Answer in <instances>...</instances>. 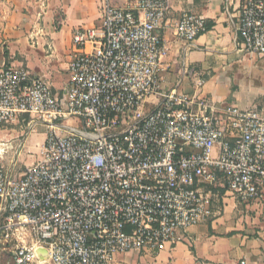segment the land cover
Listing matches in <instances>:
<instances>
[{
	"label": "built area",
	"instance_id": "built-area-1",
	"mask_svg": "<svg viewBox=\"0 0 264 264\" xmlns=\"http://www.w3.org/2000/svg\"><path fill=\"white\" fill-rule=\"evenodd\" d=\"M226 0L245 55L264 57V0ZM100 25L73 32L59 93L23 67L0 69V129H46L40 160L17 171L27 136L0 144V251L7 264H117L177 245L214 216L220 182L240 203L264 200V116L197 93L205 75L187 54L209 28L170 0H100ZM173 26L184 44L180 79L162 89ZM193 95L179 89L194 79ZM29 119V120H27ZM80 123V124H79ZM1 259V258H0ZM1 264V263H0Z\"/></svg>",
	"mask_w": 264,
	"mask_h": 264
},
{
	"label": "crops",
	"instance_id": "crops-1",
	"mask_svg": "<svg viewBox=\"0 0 264 264\" xmlns=\"http://www.w3.org/2000/svg\"><path fill=\"white\" fill-rule=\"evenodd\" d=\"M239 1L233 0L235 8ZM225 2L170 0V24L182 14L192 13L211 26L197 41L200 49L187 54L190 66L206 78L197 93L199 98L256 110L264 116V57L239 51L235 30L224 14ZM100 14V0H0V69L4 65L26 68L59 93L69 81L73 32L99 26ZM161 35L169 48L162 63V89L169 91L180 79L184 44L175 36L173 26ZM194 81L185 80L179 90L193 95ZM21 134L13 128L0 129V141L6 140L11 147ZM22 154L23 149L17 157ZM6 155L15 157L10 151ZM218 189L214 190L219 194L215 216L206 224L191 227L181 243L130 253L119 257L117 264H264V200L240 203Z\"/></svg>",
	"mask_w": 264,
	"mask_h": 264
},
{
	"label": "rangeland",
	"instance_id": "rangeland-1",
	"mask_svg": "<svg viewBox=\"0 0 264 264\" xmlns=\"http://www.w3.org/2000/svg\"><path fill=\"white\" fill-rule=\"evenodd\" d=\"M61 15L58 16V22L61 21ZM98 25V24H95ZM29 120V119H27ZM80 124V123H79ZM13 130L17 132H23V136H27L28 140L25 141V147L23 149V154L21 157H17L16 162H18L17 171L24 172L27 166H31L32 164L38 162L40 160V150L44 146L45 139H46V129L45 126L42 124H37L34 126V129L31 131L30 127L25 125L13 126L11 127ZM0 144L8 143L6 140L0 141ZM12 156L10 155H0V164L2 165H9L10 161H12ZM223 185V182H220ZM12 246L7 247L6 250L0 251V263L7 264L13 256Z\"/></svg>",
	"mask_w": 264,
	"mask_h": 264
},
{
	"label": "trees",
	"instance_id": "trees-1",
	"mask_svg": "<svg viewBox=\"0 0 264 264\" xmlns=\"http://www.w3.org/2000/svg\"><path fill=\"white\" fill-rule=\"evenodd\" d=\"M210 25L208 24V28L210 29ZM213 190H215V191H217V189L220 191V194L221 195H223V194H225V192H226V187H224L223 185H221V184H219L218 185V187L216 188V187H211Z\"/></svg>",
	"mask_w": 264,
	"mask_h": 264
}]
</instances>
